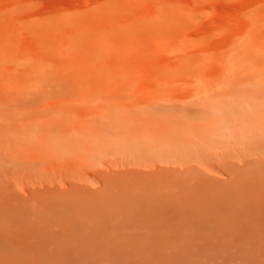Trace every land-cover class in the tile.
Instances as JSON below:
<instances>
[{"label": "rangeland", "instance_id": "rangeland-1", "mask_svg": "<svg viewBox=\"0 0 264 264\" xmlns=\"http://www.w3.org/2000/svg\"><path fill=\"white\" fill-rule=\"evenodd\" d=\"M260 213L264 0H0V264H264Z\"/></svg>", "mask_w": 264, "mask_h": 264}, {"label": "bare ground", "instance_id": "bare-ground-1", "mask_svg": "<svg viewBox=\"0 0 264 264\" xmlns=\"http://www.w3.org/2000/svg\"><path fill=\"white\" fill-rule=\"evenodd\" d=\"M243 216H245L243 214ZM259 218V223H257L260 227H264V214H259L257 215ZM246 219V218H245ZM245 219H240L239 221H236L234 219L231 220L230 223L224 222L223 224H215L214 227L216 228H222L224 230L225 237L227 238H232L233 241L237 242H244L245 240H249L250 238L247 237L243 232L245 231V227L247 224H253L255 220L253 221H246ZM256 227V226H254ZM253 227V228H254ZM245 241V242H246Z\"/></svg>", "mask_w": 264, "mask_h": 264}]
</instances>
